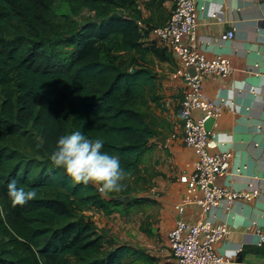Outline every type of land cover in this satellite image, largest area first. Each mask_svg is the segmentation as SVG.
Returning <instances> with one entry per match:
<instances>
[{"label": "trees", "instance_id": "trees-1", "mask_svg": "<svg viewBox=\"0 0 264 264\" xmlns=\"http://www.w3.org/2000/svg\"><path fill=\"white\" fill-rule=\"evenodd\" d=\"M137 1L0 0V264H121L132 253L104 250L109 241L85 213L130 205L114 200L127 189L106 199L50 155L60 136L81 131L103 140L125 177L138 169L153 135L145 108L155 75L139 63ZM82 9L93 17L70 19ZM12 180L36 197L13 207Z\"/></svg>", "mask_w": 264, "mask_h": 264}, {"label": "crops", "instance_id": "crops-1", "mask_svg": "<svg viewBox=\"0 0 264 264\" xmlns=\"http://www.w3.org/2000/svg\"><path fill=\"white\" fill-rule=\"evenodd\" d=\"M136 8L142 20L141 45L147 50L139 63L155 75L145 108L153 131L142 160L146 185L130 205L116 206L109 214L93 209L86 215L104 237L106 231L112 233L104 250L121 245L131 249L121 264H176L166 235L179 218L190 224H226L229 233L216 243L217 253L232 264H264V246L256 244V229L264 231V0L196 3V48L207 58H228L233 67L227 77L210 74L203 80V97L222 106L210 129L209 152L232 154L228 174L218 183L233 190L258 189L259 194L250 201H235L228 210L220 205L203 213L196 204H188L180 215L175 205L188 193L179 179L193 171L196 159L182 142L178 111L187 69L151 30L167 21L173 0H138ZM230 30L234 37L223 39Z\"/></svg>", "mask_w": 264, "mask_h": 264}, {"label": "built area", "instance_id": "built-area-1", "mask_svg": "<svg viewBox=\"0 0 264 264\" xmlns=\"http://www.w3.org/2000/svg\"><path fill=\"white\" fill-rule=\"evenodd\" d=\"M197 0H173V9L167 21L161 26H153L152 33L166 44L179 58L187 70L182 76L185 92L179 102V117L182 123V142L195 154L193 171L180 176V181L187 187V196L175 210L182 214L185 206L196 204L203 213L223 205L226 210L239 200L250 201L258 194V189L233 190L218 183L219 178L228 174L231 152H209L212 138L205 122L218 119L222 113L220 103L206 100L203 97V80L213 74L227 77L233 72L228 58L217 55L207 58L197 48ZM139 26L141 23L138 22ZM234 37L233 30L227 31L222 38ZM196 112L201 115L197 117ZM229 233L224 223L211 224L199 221L190 224L179 218L167 232V244L176 264H232L228 258L218 254L215 245ZM257 246H264V231L256 229Z\"/></svg>", "mask_w": 264, "mask_h": 264}, {"label": "clouds", "instance_id": "clouds-1", "mask_svg": "<svg viewBox=\"0 0 264 264\" xmlns=\"http://www.w3.org/2000/svg\"><path fill=\"white\" fill-rule=\"evenodd\" d=\"M103 147L102 139H91L81 131H74L58 138L50 160L77 183L86 185L91 182L98 185L102 193L119 191L122 187L120 182L126 174L119 157L102 152ZM7 189L13 207L23 205L37 195L35 190L18 187L16 180L10 181Z\"/></svg>", "mask_w": 264, "mask_h": 264}, {"label": "rangeland", "instance_id": "rangeland-1", "mask_svg": "<svg viewBox=\"0 0 264 264\" xmlns=\"http://www.w3.org/2000/svg\"><path fill=\"white\" fill-rule=\"evenodd\" d=\"M57 7H58L57 10H58L59 13L62 12V11L68 12L67 7L65 6V4L62 1H58L57 2ZM93 15H94V12L93 11H89L87 9H82L78 13H71L70 14V19L71 20L74 19V20L78 21L79 23H81L83 21H86L88 19H91L93 17ZM143 156H144V154H143ZM143 156H142L141 161L139 162V167L135 171V173L132 176L128 177V178L127 177H124V179L122 180V182L124 183V184L122 183L123 184L122 186L125 189H127V193L121 194V195H128V196H130V199L132 201H134V199H137V197H136L138 195L137 190H141L146 185L145 184L146 179L143 177L144 175H142L144 173L143 170H142L143 169L142 166H144V164H146V163H144V161H142L143 160ZM144 158H145V156H144ZM96 187L98 189V185H96ZM100 193L102 194V196L104 198L109 199V194L108 193H106V192L105 193L100 192ZM119 206H121V205H119ZM93 209L94 208L86 209L85 210V213H87L88 211H91ZM93 212H95V211H93ZM108 220H109V218H108ZM110 221H112L114 223V217ZM110 235H112V233L106 231V235H105L104 238L107 240ZM107 245L109 246V243Z\"/></svg>", "mask_w": 264, "mask_h": 264}, {"label": "water", "instance_id": "water-1", "mask_svg": "<svg viewBox=\"0 0 264 264\" xmlns=\"http://www.w3.org/2000/svg\"><path fill=\"white\" fill-rule=\"evenodd\" d=\"M190 74H194V71L193 69H188L187 70ZM213 119L212 118H209L206 122H205V127L206 129L210 130L211 127H212V124H213ZM114 200L116 201H120V202H123V203H128L130 201V196L128 195H118V196H115L114 197Z\"/></svg>", "mask_w": 264, "mask_h": 264}]
</instances>
